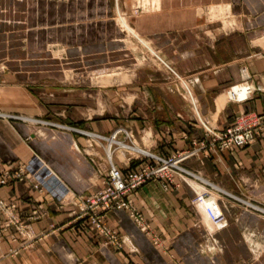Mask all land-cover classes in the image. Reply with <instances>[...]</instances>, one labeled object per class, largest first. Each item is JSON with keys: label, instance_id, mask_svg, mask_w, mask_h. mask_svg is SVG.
I'll list each match as a JSON object with an SVG mask.
<instances>
[{"label": "crops", "instance_id": "0c3cea01", "mask_svg": "<svg viewBox=\"0 0 264 264\" xmlns=\"http://www.w3.org/2000/svg\"><path fill=\"white\" fill-rule=\"evenodd\" d=\"M227 2L244 21L216 34L213 24L192 21L193 7H172L167 0H158L154 11L129 16V25L158 57L150 58L140 40L129 34V92L136 96L129 104V119L96 116L85 107L69 105L59 106L62 117H56L53 106L29 97L23 103L21 96L0 87L1 116L18 110L31 116L26 118L30 123L0 118V174L9 170L7 160L25 162L34 155L65 188L59 198L34 188L31 180L0 186V197L14 204L31 237L39 238L10 256L2 237L0 264H130L129 250L141 256L138 264H165L152 259L153 250H190V255H196L192 250H208L205 254L210 253L212 260L219 255L214 264H230V260L264 264V134L244 148L217 151L202 145L206 143L202 123L223 129L243 113L264 115V92L253 91L244 101L231 100L227 93L233 84H261L263 0H254L249 8L246 0ZM112 6L113 15L116 0ZM167 17L173 20L166 22ZM46 114L62 125L30 120ZM73 127L105 139L89 138ZM119 127L129 129L138 149L130 147L126 154L112 144L109 159L107 137ZM140 148L163 157L188 148L198 151L181 163L191 174H175L167 187L150 180L133 191L144 227L125 210L106 213V224L123 242L122 251H111L97 234L85 230L71 210L76 197L104 186L110 164L122 171L137 169L147 159ZM200 194L215 201L223 225H213L197 199ZM4 219L0 214V224ZM227 250H236V256ZM194 263L193 258L182 257L179 264Z\"/></svg>", "mask_w": 264, "mask_h": 264}, {"label": "rangeland", "instance_id": "374dc122", "mask_svg": "<svg viewBox=\"0 0 264 264\" xmlns=\"http://www.w3.org/2000/svg\"><path fill=\"white\" fill-rule=\"evenodd\" d=\"M157 2L158 0H116L117 11L112 15L110 8H113V0H0V87H4L6 92L12 91L15 96H21L20 101L23 103H26L24 97H29L37 104L45 107L53 106L56 117H62L59 115L61 110L57 109L59 106L69 105L85 107L89 109V114L96 116L101 114L102 117L129 119V104L132 98L136 97L129 92V34L140 40L139 42L150 53V58L158 60L155 50L129 25V16L154 11ZM167 2L172 7H193L192 21L213 24L214 34L218 31L227 32L228 29L236 28L240 20L244 21V16L239 18L235 12L230 11L231 4L227 0H167ZM246 2L247 8L253 7L255 3L254 0H246ZM233 6L235 5H232V9L236 10ZM172 20H168L167 17L165 21ZM245 21L247 22V19ZM163 65L169 66L167 63ZM259 82L262 83V80ZM3 113L8 114V112ZM249 114L256 113H243L233 121ZM8 115L9 117L6 118L0 115V118L30 123L26 120L31 117L28 113L18 110ZM46 115L30 120L62 125L52 116ZM73 129L82 130L77 127ZM116 130H121L116 134L118 140L134 146L132 136L126 135L130 133L129 129L119 127ZM203 130L205 135L204 127ZM262 134L264 130L257 136ZM205 138V144L209 146L206 135ZM115 145L119 152L129 154V150L121 148L119 144ZM141 150L146 152L144 149ZM130 154L135 153L130 152ZM30 159L25 162L7 160L5 164L9 170L0 174V186L10 185L14 181L31 180L35 188L34 182L40 177L39 174L31 175L26 172L21 178L16 177L19 167L24 168ZM83 197L86 195L75 198V207L73 206L71 210L74 218L83 221L85 230L97 234L103 245L114 249L111 251H122L121 237L105 222V215L110 211L104 213L103 223L114 232L117 242L100 233L88 217H82ZM203 199L202 202L206 200ZM4 201L0 197L2 202L0 214L5 218L0 224V240L2 237L5 239L9 250L7 253L14 256L19 250L31 247L39 238L31 237L28 224L15 212L14 204L8 205ZM201 206L204 207L202 204ZM33 215L38 214L33 212ZM154 242L157 243L156 240H153ZM153 251L152 259L154 261L159 259L165 264H173V262L179 264L182 257L193 258L197 261L194 264H214L219 258L217 254L212 260L210 253L205 254L208 250H192L196 255H190V250H178L182 251V255L178 254L177 250ZM227 251L233 252L236 256V250ZM142 256L145 258L146 255ZM137 257L141 256L136 251L129 250L130 264H138ZM230 261V264L237 263Z\"/></svg>", "mask_w": 264, "mask_h": 264}, {"label": "built area", "instance_id": "2783aa9c", "mask_svg": "<svg viewBox=\"0 0 264 264\" xmlns=\"http://www.w3.org/2000/svg\"><path fill=\"white\" fill-rule=\"evenodd\" d=\"M261 80L262 83L259 84V86H253L252 89L250 86L246 87V97L237 100L234 96H231L230 99L244 101L249 98L250 93L253 91L264 92V76ZM236 86L237 84L230 86L228 89L229 92L232 93ZM202 125L205 129V135L208 138L209 146L214 150L223 151L232 147L244 148L253 142L254 138L264 130V115L249 114L247 116L238 117L222 130L210 126L208 123H202ZM74 130L85 134L89 138L101 137L105 139L104 136L98 134L77 129ZM119 131L121 130H116L107 137V140L111 141V145L118 144V140H113H115L116 134ZM126 135L128 137L131 136L130 133H126ZM204 144L205 142H203L202 145ZM197 151L198 149L186 150L165 157L143 152L147 160L143 161L137 169H129L126 171H122L113 164H110L105 172L106 180L104 186L94 194L82 198V217H88L91 224H93L104 236L109 237L110 240L113 239V242H117L116 236L114 237V232L110 231L103 223L104 213L108 211L125 210L138 225L144 227L143 217L133 203V191L150 180H159L161 185L167 187L168 184L173 182L175 174H191V172L181 166V163L187 158L195 155ZM26 172L31 175L36 173L40 175L39 178L35 179V188L40 187L38 189L48 190L56 197H62V194L65 193L63 185L58 180H55L51 171L47 169L37 156L31 157L28 164H26L24 168L19 167L17 174H15L17 175L16 177L21 178ZM41 176L43 177L41 178ZM53 178L55 180L54 182H52ZM201 197L204 196L200 194L197 196V199L201 200ZM1 204L2 202H0V205ZM212 220L213 224L217 225V227L224 224L221 213L215 215Z\"/></svg>", "mask_w": 264, "mask_h": 264}, {"label": "bare ground", "instance_id": "6f19581e", "mask_svg": "<svg viewBox=\"0 0 264 264\" xmlns=\"http://www.w3.org/2000/svg\"><path fill=\"white\" fill-rule=\"evenodd\" d=\"M247 86H250V88L252 89L253 88V84H250V83H239L237 84V86L233 89V92H229V90L227 91L228 93V97L230 98L231 96H234V98H236L237 100H241L242 98L246 97L247 96V90H246V87ZM251 94V93H250ZM97 136V135H95ZM97 139H102L101 137H95ZM118 138H115V140L113 141H117ZM117 143L122 147V148H125V149H128L131 147L132 149L135 148L134 146H129L128 144H125L123 143L122 140H118ZM137 148V147H136ZM106 150H107V157L110 159L111 156H112V151H111V141H107V144H106ZM43 163V162H42ZM203 197H201V202H202ZM200 202V203H201ZM215 201H211V200H208V201H203L201 204L204 206V210H205V213L209 214L211 219H213V217L215 215H217L219 212L218 208H217V205L216 203H214ZM213 221V220H212Z\"/></svg>", "mask_w": 264, "mask_h": 264}]
</instances>
